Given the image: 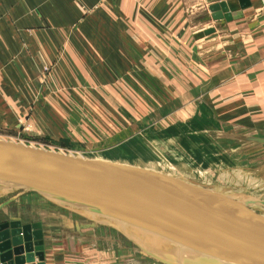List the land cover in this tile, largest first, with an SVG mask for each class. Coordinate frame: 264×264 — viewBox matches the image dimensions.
<instances>
[{
  "label": "crops",
  "instance_id": "1",
  "mask_svg": "<svg viewBox=\"0 0 264 264\" xmlns=\"http://www.w3.org/2000/svg\"><path fill=\"white\" fill-rule=\"evenodd\" d=\"M191 1L0 0V136L231 191L264 218V0H212L198 26ZM224 1L238 19L212 18ZM15 194L0 223L43 225L45 264H172Z\"/></svg>",
  "mask_w": 264,
  "mask_h": 264
},
{
  "label": "water",
  "instance_id": "2",
  "mask_svg": "<svg viewBox=\"0 0 264 264\" xmlns=\"http://www.w3.org/2000/svg\"><path fill=\"white\" fill-rule=\"evenodd\" d=\"M210 11L214 20L240 17L225 1ZM0 190L16 192L6 204L37 194L190 264H264V218L165 173L0 138ZM43 237L40 223H0V264H45Z\"/></svg>",
  "mask_w": 264,
  "mask_h": 264
},
{
  "label": "rangeland",
  "instance_id": "3",
  "mask_svg": "<svg viewBox=\"0 0 264 264\" xmlns=\"http://www.w3.org/2000/svg\"><path fill=\"white\" fill-rule=\"evenodd\" d=\"M210 1H212V0H206V3L204 4V3H202L201 2V0H195V1H191V2H189L188 4L190 5V10H191V12H190V15H191V17L193 18V20H194V26H198L202 21H206V20H204V15H202V14H204V13H206V11H208V2H210ZM206 19V18H205ZM208 20H210L211 21V19H209L208 18ZM213 21V20H212ZM196 23V24H195ZM210 26L208 29H205V26ZM208 25H204V26H202V27H198V28H196V29H193L195 32L196 31H198L199 29H202V30H204V31H206V30H213V29H217L218 28V26H217V24L216 23H213V22H211V23H208ZM211 27H214V28H211ZM201 32H203V31H201ZM203 33H205V32H203ZM203 33H200V34H203ZM0 138H2V136H0ZM13 138V137H12ZM5 138L6 140H15V141H25L23 138H19V139H16V137L15 138ZM2 139H4V138H2ZM19 141V142H20ZM96 145V144H95ZM95 145H92L91 146V149H92V147H94ZM85 149V148H84ZM96 149H98V148H96ZM86 152V151H85ZM80 153V155H82L81 153H83V152H81V151H79L78 152V154ZM96 150H93L92 149V152H86L85 154L86 155H82V156H84V157H86V158H90V159H96L98 156H96ZM95 154V155H94ZM77 155V154H76ZM90 155V156H89ZM144 155H146V152H145V154ZM147 156V155H146ZM175 178V177H174ZM176 179V178H175ZM176 180H179V178H177ZM226 193H231V194H234V193H232L231 191L230 192H227V191H225ZM33 194V193H32ZM36 195V194H35ZM213 197L215 196V194H211ZM235 195V194H234ZM39 196V195H38ZM225 196V197H224ZM219 198H223V199H220V200H223V201H225V202H229L230 200H234V199H236V200H238V198H236V197H234L233 195H221V194H219V196H218ZM36 198H40L39 200H41V204H40V206L43 208V209H45V210H55L56 211V209H57V207H58V209L60 208L59 206H57L56 204H54L52 201H50V200H46V199H44V198H42V197H36ZM217 198V197H216ZM218 198V199H219ZM264 199V198H263ZM38 199H36V201H37ZM260 201H262V200H260ZM238 202H242L241 201V199H239L238 200ZM262 202H264V200L262 201ZM247 205H249V207H245V206H247ZM251 205H255L256 206V202H252V201H247V203L245 202V206H244V209L245 210H248V211H251L253 214L254 213H256L255 212V208H250L251 207ZM262 205L260 204V203H258L257 202V208L256 209H260V207H261ZM253 207V206H252ZM64 209H67V208H64ZM69 210V209H68ZM258 213V212H257ZM76 214V213H75ZM76 215H78V214H76ZM84 222L86 221V222H90L88 219H84L83 220ZM152 241H137V246H138V248L139 249H143V250H146V251H151L154 255H158L159 257H161V258H163V259H168V260H171V261H174V262H176V263H178V264H190L191 262H189L187 259H185V257H180V256H178V255H175V254H171L168 250H166V249H163L161 246H159V245H156V244H153V243H151Z\"/></svg>",
  "mask_w": 264,
  "mask_h": 264
},
{
  "label": "built area",
  "instance_id": "4",
  "mask_svg": "<svg viewBox=\"0 0 264 264\" xmlns=\"http://www.w3.org/2000/svg\"><path fill=\"white\" fill-rule=\"evenodd\" d=\"M51 69L52 68L50 66H46L41 73L40 81L43 86L47 82L48 73L51 71Z\"/></svg>",
  "mask_w": 264,
  "mask_h": 264
},
{
  "label": "bare ground",
  "instance_id": "5",
  "mask_svg": "<svg viewBox=\"0 0 264 264\" xmlns=\"http://www.w3.org/2000/svg\"><path fill=\"white\" fill-rule=\"evenodd\" d=\"M233 196L236 197L234 194H233ZM237 198H239V197H237ZM239 199H242V201H245L243 198H239Z\"/></svg>",
  "mask_w": 264,
  "mask_h": 264
}]
</instances>
